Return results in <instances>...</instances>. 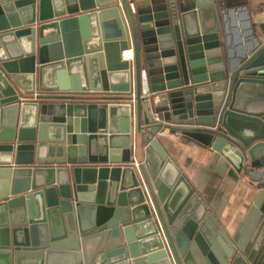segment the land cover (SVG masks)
Masks as SVG:
<instances>
[{"label": "water", "instance_id": "water-1", "mask_svg": "<svg viewBox=\"0 0 264 264\" xmlns=\"http://www.w3.org/2000/svg\"><path fill=\"white\" fill-rule=\"evenodd\" d=\"M230 8L0 0V264H264V37L225 48ZM161 129L256 190L233 234Z\"/></svg>", "mask_w": 264, "mask_h": 264}, {"label": "crops", "instance_id": "crops-1", "mask_svg": "<svg viewBox=\"0 0 264 264\" xmlns=\"http://www.w3.org/2000/svg\"><path fill=\"white\" fill-rule=\"evenodd\" d=\"M220 25L221 41L225 48L229 41L228 47L236 55L239 54L249 40L264 37V0H231V8L226 18L220 19ZM130 48L127 46L123 50ZM159 131H164L159 138L160 142L180 173L188 180L221 227L228 234H233L243 220L256 190L241 177L233 180L211 168L208 151L196 142L181 138L178 132L171 134L165 129ZM46 156L54 159L57 156L56 151H50ZM262 169L264 170V164Z\"/></svg>", "mask_w": 264, "mask_h": 264}, {"label": "built area", "instance_id": "built-area-1", "mask_svg": "<svg viewBox=\"0 0 264 264\" xmlns=\"http://www.w3.org/2000/svg\"><path fill=\"white\" fill-rule=\"evenodd\" d=\"M123 59H132L133 58V51L132 49H125L121 53ZM164 134V131H158L156 136L160 137Z\"/></svg>", "mask_w": 264, "mask_h": 264}]
</instances>
